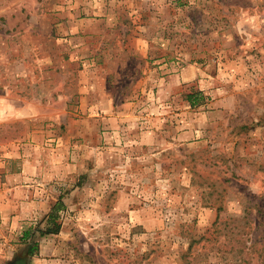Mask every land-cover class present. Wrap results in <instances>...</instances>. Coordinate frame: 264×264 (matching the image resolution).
<instances>
[{
  "label": "rangeland",
  "instance_id": "rangeland-1",
  "mask_svg": "<svg viewBox=\"0 0 264 264\" xmlns=\"http://www.w3.org/2000/svg\"><path fill=\"white\" fill-rule=\"evenodd\" d=\"M0 264H264V0H0Z\"/></svg>",
  "mask_w": 264,
  "mask_h": 264
},
{
  "label": "trees",
  "instance_id": "trees-1",
  "mask_svg": "<svg viewBox=\"0 0 264 264\" xmlns=\"http://www.w3.org/2000/svg\"><path fill=\"white\" fill-rule=\"evenodd\" d=\"M193 96V95H192ZM190 96L189 99H192L193 97ZM198 97V95H195L194 98ZM62 203L58 201L50 210L47 216V227L45 229L44 234L49 235H55L58 234L60 231L61 225L57 222L58 221V212L61 210Z\"/></svg>",
  "mask_w": 264,
  "mask_h": 264
},
{
  "label": "crops",
  "instance_id": "crops-1",
  "mask_svg": "<svg viewBox=\"0 0 264 264\" xmlns=\"http://www.w3.org/2000/svg\"><path fill=\"white\" fill-rule=\"evenodd\" d=\"M23 162L25 163L26 161H23ZM33 168L35 170L34 165L32 163H30V162H27V164H24V167L21 170L22 172L18 175V177L21 179L22 178V175H23L24 176V180L27 181V175L28 174H31ZM16 176L17 175H15V177Z\"/></svg>",
  "mask_w": 264,
  "mask_h": 264
}]
</instances>
